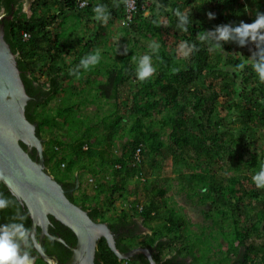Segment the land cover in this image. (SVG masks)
Here are the masks:
<instances>
[{
  "label": "trees",
  "instance_id": "trees-1",
  "mask_svg": "<svg viewBox=\"0 0 264 264\" xmlns=\"http://www.w3.org/2000/svg\"><path fill=\"white\" fill-rule=\"evenodd\" d=\"M80 1L34 0L25 18L21 0H0L9 13L1 21L4 38L31 97L25 115L44 141L46 171L70 201L107 222L119 251L147 248L157 264H264V189L251 180L264 163V84L250 68L230 67L240 62L235 52L247 57L252 45L229 43L224 55L206 45L186 59L177 54L182 40L199 44L203 29L252 22L255 11L264 12V0H162L169 11L161 17L153 0H137L130 19L114 0H88L87 7ZM97 3L109 7L107 25L93 18ZM176 7L192 8L187 33L175 27ZM145 11L153 14L145 17ZM208 11L216 13L214 20L206 18ZM150 40L161 44L157 72L139 82L133 57L147 53ZM97 48L100 64L81 70L79 79L70 75ZM167 159L173 177L165 176ZM172 185L186 204L206 207L201 213L211 224L190 223L187 205L167 196ZM0 191L28 214L1 181ZM7 215L0 213V222ZM58 229L75 244L72 231ZM64 253L63 260L70 251ZM94 263L149 264L142 253L120 260L104 238Z\"/></svg>",
  "mask_w": 264,
  "mask_h": 264
},
{
  "label": "water",
  "instance_id": "water-1",
  "mask_svg": "<svg viewBox=\"0 0 264 264\" xmlns=\"http://www.w3.org/2000/svg\"><path fill=\"white\" fill-rule=\"evenodd\" d=\"M20 75L17 54L6 42L4 23L0 21V172L10 178L11 185L0 181L8 191L11 187L9 192L15 193L13 196L27 208L34 232L36 224L46 232L52 219L72 231L76 244L65 264H95L100 238L106 240L120 260L142 253L149 264H156L147 248L119 251L108 224L93 220L87 210L70 201L66 190L46 171L42 141L36 133L37 124L30 122L25 115V107L31 97ZM32 148L37 151V159L31 156ZM40 257L48 264H57L56 256L44 253Z\"/></svg>",
  "mask_w": 264,
  "mask_h": 264
},
{
  "label": "clouds",
  "instance_id": "clouds-1",
  "mask_svg": "<svg viewBox=\"0 0 264 264\" xmlns=\"http://www.w3.org/2000/svg\"><path fill=\"white\" fill-rule=\"evenodd\" d=\"M136 1L137 0H114V6L120 7V5L123 4L126 7L129 15L128 18L130 19L132 12L136 10ZM33 2L34 0H21L19 11L25 18H30L32 6H34ZM153 3L155 4L154 15L156 17H161L162 11H169L168 6L162 3V0H153ZM80 4L81 7H87L88 0H82ZM130 4L133 5V7H130ZM142 6L146 7V4L144 3ZM92 11L95 21H98L102 25L108 24L111 19V12L107 5L97 3ZM171 11L176 19V29L187 33L193 24L192 8L182 9L176 7L171 9ZM243 11L245 13L249 11L247 4L244 5ZM152 14L153 13L149 11L144 12L145 17ZM8 15L9 13L6 9H0V21H3ZM237 15H240V13H237ZM254 15L255 19L250 23L240 20L239 23L228 22L216 25L212 29H203L196 36V40L199 44L190 42L189 40H182L178 45L177 54L186 59L198 52L200 46L206 45L210 53L224 55L228 53L225 52L224 46L229 43L234 44L239 49H245L248 48L249 45H252L251 48H248L250 55L247 57L240 52H235L239 54L240 62L230 67L233 71L241 72L244 71L245 68H250L257 78L258 83L264 84V12L257 10ZM206 18L208 20H214L216 18V13L208 11L206 13ZM153 23L160 26L161 20L156 19ZM164 26H170V22H165ZM25 39H27V34H25ZM147 47L149 49L147 53L139 57H133L135 63L134 75L135 79L139 82L148 81L155 76L157 68L153 61L154 58L157 60L160 59L159 53L161 44L159 41L150 40ZM127 52L128 49L125 48L123 54L126 55ZM101 60V49H94L92 52L84 55L79 63L74 68L70 69V75L79 79L82 75L81 70L88 71L96 67L100 64ZM76 86L78 87V84H76ZM39 138L42 141L44 151V141L41 137ZM32 155L31 153V156ZM0 180H3L5 184L9 186L11 185L10 178L6 177L2 172H0ZM251 180L257 189H264V163H262L259 170L252 175ZM9 191H12L11 187H9ZM13 195H15V193H13ZM179 205H183V203ZM6 210L8 211V215L4 222H0V264H37V254L43 255L45 253V248L41 245L34 229L27 226L26 221L29 218L28 214L23 211L12 196L0 191V213H4ZM186 218L190 223L196 225V227H198V225L207 226L211 224L206 220L197 223L191 222L187 214ZM141 233L145 234V229H143Z\"/></svg>",
  "mask_w": 264,
  "mask_h": 264
},
{
  "label": "flooded vegetation",
  "instance_id": "flooded-vegetation-1",
  "mask_svg": "<svg viewBox=\"0 0 264 264\" xmlns=\"http://www.w3.org/2000/svg\"><path fill=\"white\" fill-rule=\"evenodd\" d=\"M30 153H32L34 155V158H36V159L38 158L37 151L35 150V148H32ZM28 216H29V213H28ZM54 222H57L58 224L57 223L55 224ZM26 224L28 227L32 228L33 221L30 218V216H29ZM59 226L65 227L64 225H62L57 220L52 219V222L47 225L46 232H43L42 226L39 224H36L35 225V234L37 235L41 245L45 248V254H47L48 256H56L57 264H65V262L69 259L70 255H71V248L76 244V240H75L74 245L69 244L66 241L65 237L63 236L62 230L58 229ZM114 238H115V236H114ZM61 239L63 241H60ZM115 241H116V239H115ZM67 250L70 251V254L65 260H63L65 258L64 255L66 254V253H64V251H67ZM38 260L43 261L39 254H37V261ZM44 263L48 264L46 262H44Z\"/></svg>",
  "mask_w": 264,
  "mask_h": 264
},
{
  "label": "rangeland",
  "instance_id": "rangeland-1",
  "mask_svg": "<svg viewBox=\"0 0 264 264\" xmlns=\"http://www.w3.org/2000/svg\"><path fill=\"white\" fill-rule=\"evenodd\" d=\"M30 13H31V9H30ZM118 38H120V37H114V40L118 41ZM98 46L103 47L102 44H99ZM92 77H94V76H92ZM78 87H79V85H78ZM128 97H129V93L124 92V94L122 95V98L125 99V98H128ZM171 168L172 167H171L170 160L167 159L164 162V164H163V170H164V173H165L166 177H173ZM172 190H169L167 192V196L169 197V196L173 195L175 197V201H177L178 204L183 203V205H185L186 204L185 196L183 194H180V193L174 194V193H176V190H177V187H175L174 185H172ZM116 205L119 206V203L116 202ZM186 205H187L186 214H187V216H188V218L190 219L191 222L197 223V222H204L205 221V217L202 215L201 212L206 207H200V206H198L196 204H194V206L193 205L190 206L189 204H186ZM206 221L209 222L208 219H206Z\"/></svg>",
  "mask_w": 264,
  "mask_h": 264
},
{
  "label": "built area",
  "instance_id": "built-area-1",
  "mask_svg": "<svg viewBox=\"0 0 264 264\" xmlns=\"http://www.w3.org/2000/svg\"><path fill=\"white\" fill-rule=\"evenodd\" d=\"M130 7H133V5L130 4ZM24 36H25V34H24Z\"/></svg>",
  "mask_w": 264,
  "mask_h": 264
}]
</instances>
